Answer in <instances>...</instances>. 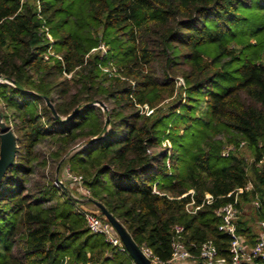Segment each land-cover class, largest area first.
<instances>
[{"label":"trees","instance_id":"obj_1","mask_svg":"<svg viewBox=\"0 0 264 264\" xmlns=\"http://www.w3.org/2000/svg\"><path fill=\"white\" fill-rule=\"evenodd\" d=\"M0 76L18 145L0 182V264H136L48 178L60 162L159 263L175 225L192 253L210 239L229 256L216 210L249 183L241 212L264 198V0H0Z\"/></svg>","mask_w":264,"mask_h":264},{"label":"built area","instance_id":"obj_2","mask_svg":"<svg viewBox=\"0 0 264 264\" xmlns=\"http://www.w3.org/2000/svg\"><path fill=\"white\" fill-rule=\"evenodd\" d=\"M95 50L96 48L93 49V51ZM99 50L106 53L105 45L101 44ZM103 70L110 74H116L117 72L116 67L113 65L105 66L103 67ZM177 83L181 85L184 81L179 77ZM139 107L142 112L147 114L153 112V109H150L148 105ZM243 145L244 142L241 143V146ZM235 149L236 147L234 145L228 144L223 147L221 154L222 156L227 157ZM261 164L264 167V159L261 161ZM65 175L70 181L78 185V190L84 195V198H89L91 196V191L85 185L82 174L74 173L70 169V166H68L65 167ZM252 187L253 185L249 183L245 187H239L229 192L227 195L234 196V200L222 204L216 210V214L221 220L219 230L225 232L230 237V243L228 246L229 256H221L214 241L210 239L202 242L198 246V254L192 253L185 243L184 226L175 225L172 241V257L169 262H172L173 264H199L200 262L205 264H264V218L260 220L261 232L251 246H248L238 229V219L241 213L238 206V197L240 193L249 190ZM188 193L193 195L194 191L190 190ZM214 200V196L207 192L202 204L196 205L195 199L192 198V201L187 204V210L191 213H196L201 206L204 204H212ZM253 205L255 208H261V206L264 205V198H255L253 200ZM80 208H82L81 210L91 232L102 234L112 245L117 246L120 250L125 249L120 236L114 229L113 225L105 217H102L94 210L85 209L83 207ZM142 250L155 264H159L157 257L154 256L150 248L142 247Z\"/></svg>","mask_w":264,"mask_h":264},{"label":"water","instance_id":"obj_3","mask_svg":"<svg viewBox=\"0 0 264 264\" xmlns=\"http://www.w3.org/2000/svg\"><path fill=\"white\" fill-rule=\"evenodd\" d=\"M1 80V76H0ZM47 105L51 108L55 116H58L54 105L51 101L47 98L46 99ZM98 105H100L104 110L107 109V106L103 101H97ZM80 109L77 107L75 108L67 117L66 119H71L74 115L78 113ZM109 122V117L107 118V123ZM98 137H93L91 142L97 140ZM18 151V145L16 142V135L11 127H9L4 121L1 120L0 122V182L4 178L5 174L7 173L8 169L12 166L15 162L16 156ZM61 162L57 166V173L60 170ZM56 183L64 188L71 196H73L77 201L81 203H86L91 201L93 205H95L105 216V218L113 225L114 229L118 233L121 238L125 249L133 258L136 264H155L146 254L143 252L142 248L135 242L132 238L130 233L127 231L125 226L113 215L111 214L108 209L99 201L93 200L91 198H79L72 194L71 190L61 181L59 180L58 176L56 177ZM159 264H173L172 262L167 263H159ZM199 264H205L200 262Z\"/></svg>","mask_w":264,"mask_h":264},{"label":"rangeland","instance_id":"obj_4","mask_svg":"<svg viewBox=\"0 0 264 264\" xmlns=\"http://www.w3.org/2000/svg\"><path fill=\"white\" fill-rule=\"evenodd\" d=\"M145 106V105H144ZM3 121V120H2ZM57 165L55 164H50L46 169L45 172L50 179H55L56 182V177L58 176L59 180H61L72 192L73 195L79 197V198H84V195L78 190V185L75 184L74 182L70 181L66 175H65V167H68L69 165H65L63 168L60 167L59 172L57 173ZM91 210H96L95 205L93 207H90ZM245 212L241 216V221L244 222L245 220H249L245 218V216L249 217L251 220L249 222L251 223L252 231L256 228L257 229V217H256V210L254 205L249 203L248 205H245ZM254 232V231H253Z\"/></svg>","mask_w":264,"mask_h":264},{"label":"crops","instance_id":"obj_5","mask_svg":"<svg viewBox=\"0 0 264 264\" xmlns=\"http://www.w3.org/2000/svg\"><path fill=\"white\" fill-rule=\"evenodd\" d=\"M84 205H87L86 207H93V204H89V203H83ZM245 211L244 210H242V212H241V214H240V217L243 215V213H244ZM245 218H247V219H249V220H251L249 217H247V216H245ZM257 223H258V225H257V229L255 228L253 231V238H251V236H249V237H247L245 234H242V236H243V238L245 239V241H246V243L248 244V246H251L254 242H255V240H256V238L258 237V235L260 234V232H261V227H260V219L258 218V216H257ZM250 226H251V223H250Z\"/></svg>","mask_w":264,"mask_h":264}]
</instances>
